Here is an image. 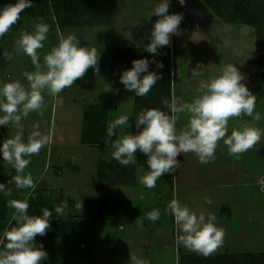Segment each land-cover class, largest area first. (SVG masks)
Returning <instances> with one entry per match:
<instances>
[{
  "label": "rangeland",
  "instance_id": "374dc122",
  "mask_svg": "<svg viewBox=\"0 0 264 264\" xmlns=\"http://www.w3.org/2000/svg\"><path fill=\"white\" fill-rule=\"evenodd\" d=\"M155 2L156 0H119L120 12L115 27H66L61 31L53 15L43 18L50 30L44 48L37 50L41 62L43 55L58 44L61 34H74L81 40L82 46L96 47L101 53L98 61L99 74L90 67L84 77L78 78L71 87L56 96L49 95L47 91L43 92L42 113H30L21 120L25 141L35 124L39 125L43 135L50 137L38 154L29 157L30 163L24 170L25 174H31L34 188L45 189L53 195L55 206L64 210L61 215L64 219H80L78 237L82 241H65L55 251L58 254L54 256L51 264H129L131 254L146 260L148 264H186L188 255L199 253L175 243L173 217L165 211L172 198L175 197L181 204H187L197 213L203 211L205 214H215L214 207L218 203L246 204L257 202L259 198L264 201V193L256 199L252 192L245 194V191H250L247 182L255 178L249 176L250 168H254L256 173L259 172L258 179L264 181L263 156L260 155L259 162L257 159L252 161L253 158L250 157L245 163L246 157L242 154L229 156L227 146L222 142L218 144L215 160L211 163H199L192 153L178 156L182 162L180 169L172 175L164 174L152 189L139 183V178L147 172V165L142 163L145 160L143 154L137 155L136 163L127 166L115 159L114 168L110 167L112 164L100 166L99 169L107 176L98 177L97 173L100 172L97 162L100 159L111 161L112 148L110 144H106L110 147L102 148L97 143H87L91 139L96 140L94 133L84 135L86 142H82L83 111L87 104L95 102L109 105L111 101L109 121L120 115H128L130 122L128 112L133 96L124 89L119 78L111 76L112 50L116 47L146 46L150 42V30L159 18L150 15ZM169 13H180L184 16L179 26L180 35H172L168 45L172 51L176 76L173 97L191 102L198 95L196 88L201 79H208L225 64H236L245 75L244 83L257 97L259 111H256L261 119L258 121L260 125H256L257 121L248 116L230 118L228 131L231 132L245 122L256 125L262 131L264 80L258 74L257 36L254 27L237 22H223L209 9H199L188 4L182 6L176 0H170ZM17 21L20 26L10 38L0 37V82L19 80L27 87L28 82L23 74L35 71V68L30 57L16 49L15 41L21 31H33L41 18L28 16L23 11ZM4 53L10 54L12 59L5 60ZM198 62L208 67L201 77H193L191 69ZM109 86L111 90H106ZM117 88L118 93L115 92ZM177 117L176 128L180 131L187 124L189 116L187 113H178ZM109 121L106 123L104 141ZM15 131L7 126H0V143ZM129 131L130 128L122 126L118 134H127ZM0 168L3 173H16L15 169L2 160ZM125 171L127 173L124 176ZM125 179L128 183L122 182ZM263 188L261 187L262 191ZM29 190L17 188L11 191L8 201L23 200ZM101 195L120 196L130 201V207L124 211L121 224L96 219ZM205 197H210L212 204H206ZM131 208L138 211L132 219L129 214L134 209ZM153 209L160 210V218L155 222L145 218V214ZM13 211L7 204L6 220ZM224 219L216 216V224L223 228L225 236L222 245L214 253L264 252V243L250 242V235L246 237L249 241H242V238L234 234L237 233L234 221L239 223V219L232 217L222 226ZM72 250L75 252L72 253Z\"/></svg>",
  "mask_w": 264,
  "mask_h": 264
},
{
  "label": "clouds",
  "instance_id": "9594fccd",
  "mask_svg": "<svg viewBox=\"0 0 264 264\" xmlns=\"http://www.w3.org/2000/svg\"><path fill=\"white\" fill-rule=\"evenodd\" d=\"M183 6L187 0H179ZM33 5V0H16L0 6V37L16 23L20 14ZM170 0H156L150 13L159 17L152 25L145 51L152 54L148 58L134 59L132 66L121 71L119 82L126 91L135 96H146L152 87L162 78V73L150 71V63L162 69L164 63L155 59L160 55V48L170 44L172 35H180V24L184 16L180 13H169ZM50 26L41 21L36 23L31 32L21 31L15 41V47L30 57L35 71L25 72V87L19 80L0 82V126L15 129L13 135L0 143V160L15 169L16 175L8 180L17 188L35 187L30 173L25 174L31 157L38 154L50 137L43 135L39 125H33V131L24 140L21 120L30 113H42L44 106L43 92L56 96L64 89L71 87L78 78L84 77L91 67L99 74V57L96 47L82 46L81 40L74 34L59 36L58 44L43 55L41 62L38 49L44 48ZM125 37L128 36L124 33ZM5 60L12 56L4 53ZM208 66L198 62L191 69L193 77H201ZM245 75L236 64H225L208 79H201L196 88L198 95L191 102H184L173 97L171 102L163 99L162 103L170 110V115L158 108L142 109L136 116L135 133L119 135L122 126L131 128L128 115H120L107 125L106 144L113 149L111 155L122 165L134 164L137 153L146 156L147 172L139 178V183L152 189L157 180L164 174L172 175L180 169L182 162L178 156L194 154L198 162L211 163L215 160L218 144L227 146L229 156L242 154L260 141L262 131L245 122L238 128L228 131L229 119L242 115L259 121L261 116L255 112L257 97L247 87ZM106 90H111L110 86ZM119 92V89H115ZM178 113H187L189 118L183 129L177 131ZM115 137V138H114ZM0 193L8 196L11 189L0 183ZM206 204H212L210 197H205ZM8 206L14 211L11 218L15 226L5 228L0 233V264H41L47 256L42 244L36 242L37 235L43 236L50 228L53 212L42 208L40 215L29 214L27 200L12 199ZM81 207V205H78ZM63 208L55 207V213L62 215ZM173 217L175 225V243L185 249L203 256L213 254L222 245L225 232L216 224V215L212 212L197 213L187 204H181L175 197L165 209ZM145 218L155 222L160 218V210L153 209ZM129 264H148L146 260L131 254Z\"/></svg>",
  "mask_w": 264,
  "mask_h": 264
},
{
  "label": "trees",
  "instance_id": "16d2710c",
  "mask_svg": "<svg viewBox=\"0 0 264 264\" xmlns=\"http://www.w3.org/2000/svg\"><path fill=\"white\" fill-rule=\"evenodd\" d=\"M179 1V0H176ZM16 0H0V6L7 3H15ZM188 5L199 9H209L213 11L223 22L240 23L254 27L257 36L258 51V74L264 80V0H187ZM25 13L28 16L46 18L53 15L58 27L65 29L66 27H85L106 25L110 27L116 26L117 16L120 12L119 0H33V5L26 8ZM52 17V16H51ZM20 23L16 21L4 37L10 38L11 35L19 28ZM146 46L140 47H116L112 50L110 72L113 78H119L122 70L132 66L134 59L148 58L152 60V54L146 52ZM160 55L155 59L162 61L164 67L157 69L155 64L150 63V71L162 73V78L152 87L150 92L144 97L134 95V104L132 109V118L130 132L137 131L135 127L136 116L142 109L158 108L166 114H171L170 110L162 103L163 99L170 102L173 99V88L175 85V68L172 60V51L170 46L159 49ZM109 117V107L106 104L90 103L85 106L82 120V142L84 135L94 133L96 140H90L87 143H97L99 146L105 144L104 134L106 131V123ZM98 133V135H97ZM91 135V134H90ZM24 137V135H23ZM141 155V153H137ZM143 164H146V156ZM114 168L113 161L108 165ZM113 171V170H112ZM102 174V175H101ZM15 173H3L0 168V183H5L11 191L17 189L15 183L8 184V180L15 176ZM106 177L100 170V178ZM8 197L0 193V231L5 228L15 226V222L11 219L7 221L5 211L7 209ZM29 204L28 212L32 215L42 214V208H48L53 212L50 219V228L43 236L37 235L36 242L43 245V249L47 256L42 260V264H48L51 256L50 242L53 240L67 241L71 239H80L78 231L80 230V221L72 219H63L55 213L52 195L43 189H33L26 197ZM128 199L120 196L101 195L98 200L97 220L106 221L113 224H121L124 211L128 210L130 203ZM134 209V208H131ZM131 210L129 214L132 219L138 211ZM81 248V246H80ZM82 249V248H81ZM186 264H264V252L253 253H213L209 256L202 254H190Z\"/></svg>",
  "mask_w": 264,
  "mask_h": 264
},
{
  "label": "crops",
  "instance_id": "0c3cea01",
  "mask_svg": "<svg viewBox=\"0 0 264 264\" xmlns=\"http://www.w3.org/2000/svg\"><path fill=\"white\" fill-rule=\"evenodd\" d=\"M130 95L133 96L132 97L133 98V103L131 104L130 112H128V111L127 112L130 115V124H131L132 109H133V104H134V93L131 92ZM106 105H108V104H106ZM110 105H111V101H110V103L108 105V107L111 109ZM119 106L121 107L120 104H119ZM110 109H109V112H110ZM256 110L259 111L258 101H256V108H255L254 111L257 112ZM119 111L122 112V109H120ZM108 121H109V117H108ZM257 124L260 125V122L257 121L256 125ZM256 125H255V127H256ZM252 126H253V124H252ZM262 129L263 130H262V136H261L260 141L257 142L253 146V148H251L248 151L242 153V155H244V158L246 157L245 160L243 159L245 163L248 162L247 160L250 157L253 158L252 161H255V159H257L258 162L260 161V155L263 156V158H264V128L262 127ZM129 133H130V131H129ZM24 140H25V138H24ZM106 146H108V145H106V143H105L104 145H102L100 147L103 148V147H106ZM108 147H110V146H108ZM112 151L113 150L111 149V153H112ZM111 159H112L111 161H108V160H105V159L98 160V162H97L98 171L100 172V169H99L100 166L105 165V164H109L110 162H112L114 160L112 157H111ZM131 171L129 173H132ZM126 173H127V171H125V173H123V175L125 176ZM248 173H249V176H252V177H255V178H252V180L247 182V186L249 187L248 189L250 191H245V194H248V193L252 192L254 194V196H255L254 198L256 199L257 197H260V194L264 193V188H263V191L261 190V187H264V181L262 182L261 180L258 179L260 173L259 172L256 173L254 168L253 169L250 168V171H248ZM97 174H98V177L100 178V173H97ZM116 174L117 173H114V175H116ZM100 180L101 179H99V181ZM115 182L116 181H114V183ZM118 182H121V181H118ZM122 182L128 183L126 181V179L122 180ZM250 187H252V188H250ZM33 189H39V188H31L29 190V192L26 194V196H25V198L23 200L26 199V197L29 195V193ZM43 190L46 192L45 189H43ZM47 193H49V192H47ZM7 197L9 199V195ZM52 198H53V195H52ZM255 199H253V200H255ZM259 199H257V202L252 201V202H247L246 204H244L242 202H240V203L235 202V203H232V204H228V203H224V202L223 203H218V204H216V208L214 207L215 214H216V216L219 215L220 218L222 217V219H224L223 217H225L226 220L224 219L223 222H221L222 226H224L227 223L228 219H230L232 217H235L236 220L239 219L240 220L239 223L238 222L236 223V221H234V225H235L234 229L236 230L235 232H237V233H234V234H237L239 236V238H242V241H247L248 238H246V237H247V235H250L249 236V237H251L250 242L264 243V201L263 200H259ZM53 203H54V199H53ZM7 204H8V201H7ZM54 207H56L55 204H54ZM57 215L60 216L61 218H63L61 215H59V214H57ZM11 219L12 218L10 217V218L7 219V221H10ZM75 221H80V219H76ZM250 230H251V232H249ZM252 236H254V238H252ZM257 236H258V239L256 238ZM71 240H75V239H71ZM80 240L81 239H79V241ZM67 241H70V240H67ZM64 244H65V241H61V240H53V241L50 242L51 256H50L48 264H51V261L53 260L54 256L58 254V252H55L57 250V248L62 246V245H64ZM71 252L74 253L75 251L72 250Z\"/></svg>",
  "mask_w": 264,
  "mask_h": 264
}]
</instances>
